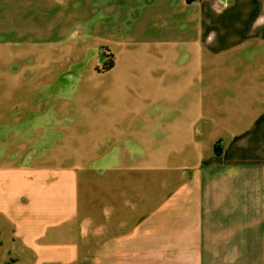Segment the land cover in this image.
<instances>
[{"label": "crops", "instance_id": "obj_1", "mask_svg": "<svg viewBox=\"0 0 264 264\" xmlns=\"http://www.w3.org/2000/svg\"><path fill=\"white\" fill-rule=\"evenodd\" d=\"M67 1L114 66L82 83L80 120L50 126L67 160L82 128L80 164L0 153L16 264H264V0ZM41 15L42 0H0L7 68ZM11 92L3 132L39 127L10 115Z\"/></svg>", "mask_w": 264, "mask_h": 264}, {"label": "rangeland", "instance_id": "obj_2", "mask_svg": "<svg viewBox=\"0 0 264 264\" xmlns=\"http://www.w3.org/2000/svg\"><path fill=\"white\" fill-rule=\"evenodd\" d=\"M75 6L77 7H73L71 1L67 0H42L40 35L37 26L36 34H33L28 26L26 36L23 34L26 43H33L35 39V47L27 46L14 51L11 49V59L19 54L20 58L19 61L15 60L16 63L9 62L8 68L5 62L0 61V68L4 64L3 75H0V104L3 91L5 93L8 88L11 89L8 100L10 115H21V119L25 120L33 118L36 125H40L35 129H18L16 124L6 120L4 132L0 127V153H9L11 163L25 161L24 163L29 165V162L33 163L31 153L34 152L36 162L41 164L81 163L82 128H73L70 144L73 147L74 159L67 160L70 153L65 141L67 129L50 126H55L58 121L67 118L81 119L77 110L82 106V83L85 79L111 70L113 67H109L114 66V56L109 47L98 48L88 41L84 31L86 27L82 23L83 17L78 14L81 12L80 1ZM95 18L103 20L104 17L100 13ZM102 56L105 61H100ZM15 74L18 84L16 83L14 89L11 78ZM13 108L15 112H12ZM70 109L74 112L67 113ZM23 131L24 140L21 138L23 141H19V135H24L20 134ZM4 136L3 142L9 144L7 149L2 142ZM16 248L10 229L0 230V264H16L21 259Z\"/></svg>", "mask_w": 264, "mask_h": 264}, {"label": "trees", "instance_id": "obj_3", "mask_svg": "<svg viewBox=\"0 0 264 264\" xmlns=\"http://www.w3.org/2000/svg\"><path fill=\"white\" fill-rule=\"evenodd\" d=\"M105 61V60H104ZM113 67V65H110V67L109 68H112ZM216 154L218 155V154H220V152L217 150L216 151Z\"/></svg>", "mask_w": 264, "mask_h": 264}, {"label": "water", "instance_id": "obj_4", "mask_svg": "<svg viewBox=\"0 0 264 264\" xmlns=\"http://www.w3.org/2000/svg\"><path fill=\"white\" fill-rule=\"evenodd\" d=\"M104 59V56L101 57V61Z\"/></svg>", "mask_w": 264, "mask_h": 264}]
</instances>
